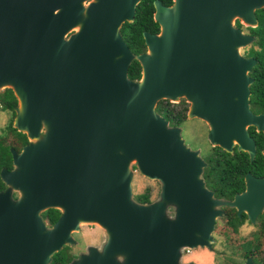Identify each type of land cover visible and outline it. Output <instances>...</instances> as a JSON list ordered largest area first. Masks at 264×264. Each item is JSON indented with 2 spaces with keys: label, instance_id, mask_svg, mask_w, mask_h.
Instances as JSON below:
<instances>
[{
  "label": "water",
  "instance_id": "95a60500",
  "mask_svg": "<svg viewBox=\"0 0 264 264\" xmlns=\"http://www.w3.org/2000/svg\"><path fill=\"white\" fill-rule=\"evenodd\" d=\"M138 1L0 0V90L11 91L10 125L26 138L0 169V264H49L83 223L103 241L69 264H179L185 249L209 248L216 207L249 222L264 212V178L245 173L241 192L214 199L202 160L154 111L182 98L210 146L253 158L246 127L264 135V112L248 110L255 61L238 50L252 37L233 23L254 28L264 0H153L157 32H142L144 51L132 55L119 28ZM133 172L159 183L156 200L132 201ZM46 209L58 212L49 227Z\"/></svg>",
  "mask_w": 264,
  "mask_h": 264
},
{
  "label": "rangeland",
  "instance_id": "374dc122",
  "mask_svg": "<svg viewBox=\"0 0 264 264\" xmlns=\"http://www.w3.org/2000/svg\"><path fill=\"white\" fill-rule=\"evenodd\" d=\"M251 43L252 41L243 48H240L238 50L239 54L241 55L242 52L244 54ZM185 103V100L182 98H178L175 102L158 100L154 104V111L162 118L160 113L156 111V108L163 107L170 113V116L176 118V120H172L174 124L162 119L166 122L168 128H178L179 137L184 146L196 152L197 156L202 160L204 166L201 168L199 176L204 187L207 189V179L203 176V170L206 165L205 160L211 154L210 150L213 147L206 141L207 126L198 119H187L185 117L187 109V103ZM4 112L7 114L4 113V116L0 114V137H3L5 143H10L9 150L18 153L20 150L17 152L14 139L5 130L6 122L10 116L7 111ZM210 179L213 180L214 178ZM130 192L132 201L136 202L133 198L134 195L146 193L147 202L150 203L158 198L159 183L155 180L143 178L136 172H133L130 182ZM216 209L220 211L221 215L214 219L213 228L210 233L211 242L209 243V248L201 247L191 250V254L196 255L198 258L195 259L196 257H194V260H191L196 264H207V262L208 264H243L244 260L249 258L252 262L264 264V212H260L263 215L257 217L260 214L258 213L252 222H246L242 216L239 217L241 212L238 216L232 212L231 209L234 208L219 206ZM164 215L167 218L171 217L172 207L166 206ZM44 225L45 227L50 226L46 223ZM70 239L71 242L69 244L62 246L65 247L64 253L69 263L86 254L87 247L97 249L103 241V235L102 230L96 224L83 223L78 225L77 231L70 232ZM189 257L185 256L184 252H181L178 263L186 264V259Z\"/></svg>",
  "mask_w": 264,
  "mask_h": 264
},
{
  "label": "trees",
  "instance_id": "16d2710c",
  "mask_svg": "<svg viewBox=\"0 0 264 264\" xmlns=\"http://www.w3.org/2000/svg\"><path fill=\"white\" fill-rule=\"evenodd\" d=\"M153 0H139L134 8L132 21L123 22L119 28L120 37L126 48L132 55L139 54L144 51V45L141 38L142 32L156 33L157 25L152 21V5ZM162 5L170 4V0H158ZM256 19V26L254 28H245L246 32L252 37V43L246 50V55L254 59L255 64L251 67L248 75L252 82L248 86L251 98H255L263 104L264 100V10L258 9L254 11ZM235 26L240 25L235 21ZM139 76V66L136 61L131 60L127 69L126 77L129 80H136ZM15 100L9 89H3L0 92V109L9 113V119L5 125L7 134L15 135L21 142L25 143L24 136L16 132L10 126V118L12 116V107ZM165 108H156L163 119L174 124L172 120H176L170 116V113ZM6 136V135H5ZM0 169L9 167V151L10 143H5L3 137H0ZM255 152L253 158L248 161L247 155L243 152L232 151V153H225L217 147H213L211 154L205 160V167L203 176L207 179V188L213 192L216 199L230 200L234 193L242 189V175L249 173L252 176H264L263 159L259 149L262 146L264 136L261 133H256L254 136ZM210 178H214L211 180ZM2 184L0 182V189ZM138 203H147L146 193H140L133 196ZM41 220L51 225L58 212L54 209H48L40 214ZM256 247V246H255ZM253 247V248H255ZM64 248L54 253L49 264H66L67 256L64 253Z\"/></svg>",
  "mask_w": 264,
  "mask_h": 264
},
{
  "label": "flooded vegetation",
  "instance_id": "af4514ba",
  "mask_svg": "<svg viewBox=\"0 0 264 264\" xmlns=\"http://www.w3.org/2000/svg\"><path fill=\"white\" fill-rule=\"evenodd\" d=\"M161 4V3H160ZM162 5V4H161ZM169 5V4H168ZM168 5H163V6H168ZM236 21V20H235ZM235 21H234V26H235ZM237 22V21H236ZM238 23V22H237ZM236 27V26H235ZM237 28H239L243 33H245V34H248L247 32H246V30H245V28L246 27H242L241 25H240V27H237ZM249 35V34H248ZM142 53V52H141ZM242 54H243V52H242ZM241 54V55H242ZM242 57H244V58H249L250 56H247L246 55V51L244 52V54L242 55ZM250 58H252V57H250ZM255 64V63H254ZM249 76V75H248ZM250 77V76H249ZM250 79H251V77H250ZM251 82H252V79H251ZM251 84V83H250ZM252 96H251V94H250V91H249V93H248V99H247V105H248V110L252 113V114H254V115H256V114H260V113H262V112H264V100H263V104L260 106V103H259V101L258 100H255V98H251ZM15 104V103H14ZM186 104V103H185ZM187 106V105H186ZM3 112V113H2ZM4 113L5 114H7L6 112H4V111H1L0 110V114L1 115H3L4 116ZM12 117H13V107H12V116H11V118H10V123H11V119H12ZM7 121V120H6ZM7 123V122H6ZM11 126V125H10ZM12 128V127H11ZM17 132V131H16ZM246 132H247V134H248V136L251 138V140H252V142H253V144H254V151H255V142H254V136H255V134L256 133H259V132H255L254 131V129L252 128V127H250V126H248V127H246ZM19 133V132H18ZM21 134V133H20ZM23 135V134H22ZM263 135V134H262ZM10 136V135H9ZM24 136V135H23ZM264 136V135H263ZM11 137L14 139V141H15V145L17 146V152L20 150V148L23 146V145H25L26 144V138H25V136H24V140H25V143H20L21 141L15 136V135H12L11 134ZM263 141H264V139L262 140V144H263ZM261 148H262V146H261ZM261 148L259 149V152H260V150H261ZM8 151H9V149H8ZM222 151V150H221ZM232 151H235V146H233L232 147ZM232 151H231V153H232ZM10 157V156H9ZM9 164H10V159H9ZM10 168H11V164L9 165V167L6 169V168H4L5 170H10ZM244 175V174H243ZM243 175H242V178H243ZM252 176V175H251ZM253 177H255V178H264V176H253ZM4 190V186L2 185V188L0 189V192L1 191H3ZM207 190H209L211 193H212V196L214 197V195H213V192L210 190V189H208L207 188ZM243 190V179H242V189L240 190V191H238L237 193H239V192H241ZM234 194H236V193H234ZM233 194V195H234ZM232 195V196H233ZM15 194L14 193H11L10 194V197L12 198V199H14L15 198ZM215 198V197H214ZM232 210V212L235 214V210L234 209H231ZM259 215H263V214H258L257 215V217L259 216ZM240 216H242L243 217V220H245L246 222H248V220L246 219V216H245V214L243 213V212H241L240 213V215H239V217ZM256 217V218H257ZM43 222V221H42ZM63 248V247H62ZM191 250H189L187 253H184V255L185 256H190L188 259H186V262L187 263H190L191 262V264H193V263H195L194 261H192L191 259H193L194 260V257H196V255L194 256V254H191ZM195 259H198L197 257L195 258ZM193 262V263H192ZM69 263V260H67V263L66 264H68ZM253 263H255V264H258L257 262H253ZM196 264V263H195ZM207 264H208V262H207Z\"/></svg>",
  "mask_w": 264,
  "mask_h": 264
},
{
  "label": "built area",
  "instance_id": "2783aa9c",
  "mask_svg": "<svg viewBox=\"0 0 264 264\" xmlns=\"http://www.w3.org/2000/svg\"><path fill=\"white\" fill-rule=\"evenodd\" d=\"M188 251H189V250L185 249L183 252H184V253H187Z\"/></svg>",
  "mask_w": 264,
  "mask_h": 264
}]
</instances>
